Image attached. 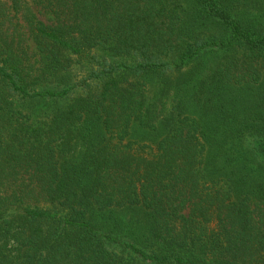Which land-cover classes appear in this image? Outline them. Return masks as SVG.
I'll use <instances>...</instances> for the list:
<instances>
[{"label":"trees","instance_id":"obj_1","mask_svg":"<svg viewBox=\"0 0 264 264\" xmlns=\"http://www.w3.org/2000/svg\"><path fill=\"white\" fill-rule=\"evenodd\" d=\"M262 1L0 0V264H264Z\"/></svg>","mask_w":264,"mask_h":264},{"label":"rangeland","instance_id":"obj_2","mask_svg":"<svg viewBox=\"0 0 264 264\" xmlns=\"http://www.w3.org/2000/svg\"><path fill=\"white\" fill-rule=\"evenodd\" d=\"M25 2L31 3V0H25ZM260 3L264 7V1H262ZM32 8H34V7H32ZM262 9H261V11L260 10H253V12H251V13H253V15L254 14L255 15H260V14L264 15V12L262 11ZM34 10H36V9L34 8ZM70 62H72V64H73L72 65L73 66L72 72L74 73V80H78L81 77H83V75L85 74V67H83L82 65H79V64H77V65L74 64L73 60H71ZM170 81L171 82H168L165 86H163L164 89H168L170 87V84L174 86L178 82V80L173 79L172 77H171ZM178 86L179 85L175 86L174 88H176ZM165 95H166L165 90L164 91L160 90V92H158V93L155 92L153 94L149 93L147 95V103H152V102L154 103L158 100V102H156V107H157L156 109L158 111L156 113V115L158 116V119H159L158 122H160V121L163 122L165 118H169L173 114V107L175 106V103H173L172 97H166ZM161 104L163 106H161ZM159 110H162L161 114L159 113ZM163 130H164V128H163ZM163 130H162V132H163ZM146 133L148 135L144 134L143 131H141L137 128H134L132 130V134H133L132 140L139 141L140 144L147 143L149 146H151V148L152 147L154 148L155 143L160 139V137L162 135L158 136L156 134H150L148 132H146ZM131 215H132V213H123L121 211L120 212L116 211L112 214V217H114V218L119 217L122 220V222L124 223V221H127L128 217Z\"/></svg>","mask_w":264,"mask_h":264}]
</instances>
